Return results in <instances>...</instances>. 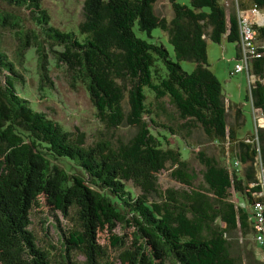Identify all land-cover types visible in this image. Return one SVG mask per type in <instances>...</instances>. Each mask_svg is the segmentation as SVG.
Instances as JSON below:
<instances>
[{
  "label": "trees",
  "instance_id": "obj_1",
  "mask_svg": "<svg viewBox=\"0 0 264 264\" xmlns=\"http://www.w3.org/2000/svg\"><path fill=\"white\" fill-rule=\"evenodd\" d=\"M4 3L26 8L31 25ZM157 3L85 0L77 29L63 31L51 24L41 0H0V264H264L254 251L234 245L257 231L253 208L264 202V186L253 161L261 153L264 166V129L257 145L240 139L242 107H227L208 63L209 41L238 43L240 13L254 4L264 13V0H169L171 17L160 14ZM253 26L264 43V25ZM154 29L173 46L174 58L163 43L137 34L152 38ZM3 31L17 35L16 60L3 49ZM31 47L41 91L54 88L50 56L73 85H85L105 129L129 127L130 136L112 133L88 143L83 131L35 109L19 69ZM260 51L250 66L257 77L250 99L264 110V47ZM181 61L194 69L186 71ZM196 132L204 135L198 149L190 142ZM171 138L202 165L203 184H195L198 174ZM204 142L219 145L222 158L201 148ZM169 167L186 188L160 186L159 174ZM37 211L55 220L54 253L31 229Z\"/></svg>",
  "mask_w": 264,
  "mask_h": 264
},
{
  "label": "rangeland",
  "instance_id": "obj_2",
  "mask_svg": "<svg viewBox=\"0 0 264 264\" xmlns=\"http://www.w3.org/2000/svg\"><path fill=\"white\" fill-rule=\"evenodd\" d=\"M85 0H41L43 7L48 11L51 17V24L63 31L76 30L79 22L83 19V5ZM182 4L190 5V0H178ZM223 2L229 4L231 0H223ZM5 5V3H4ZM5 7L13 13L18 14L19 17L23 19V23L27 26L31 25V15L26 8H15L9 5ZM156 10L167 17H171V8L169 0H158L156 5ZM3 49L9 55L12 60H16V51L19 45V40L17 35L13 31H3ZM137 34L149 41L163 43L172 57L174 58L173 46L168 42L166 36L160 29H154L152 31V38L146 33L137 31ZM49 51V50H47ZM238 55V43L229 42L226 39L218 44L212 41L208 43V63L210 69L215 73L218 80L222 84L223 94L227 107L229 102L232 104H237L242 107L245 122L240 127L238 135L242 141L249 143H257L252 139L251 132L256 131V125L259 124L260 118L256 120L255 117V107L250 99V86L247 71L243 73H238L231 75L230 72L234 68ZM38 53L34 47L27 50L26 57L23 60V65L19 66V69L23 71L25 77V84L23 92L30 98L31 105L37 109L46 112L51 118L58 121L66 129L75 130L79 129L83 131L87 136V142L90 143L97 137L111 135L112 133H117L123 136H130L131 129L129 127H121L115 132L107 131L102 122L97 118L96 109L92 104L90 97L88 95L87 89L84 84L73 85L69 76L67 75L64 66H57L52 58L49 56V67L51 80L54 83V88L52 90L41 91L39 89V69H38ZM182 67L191 72L194 69V63L190 61H181ZM257 79L256 75L251 72ZM248 96V99H247ZM234 118V111L229 108L228 122L231 123ZM264 129V118L261 119V125L258 126L257 131ZM155 132V130H153ZM249 133V134H248ZM204 141V135L201 132H196L190 139V142L194 144V148L197 147L200 142ZM173 145L181 146V151L185 157H188L190 164L194 171L198 174V178L195 181L196 185L203 184V178L201 171L203 169L202 165L195 158V155L188 150L187 146L181 141L175 138H171ZM260 144V143H259ZM201 148H207L208 152L215 156H221V147L213 142H207L201 144ZM229 144L226 145V162H229ZM261 153H258L257 157L253 161V166L256 170V175L259 181L264 186V166L261 164ZM241 167L242 173L244 174L247 167L245 165H239ZM174 167H169L164 169L158 177V182L160 186L164 189L174 188V189H184L185 185L178 182L171 173ZM131 183H129L130 185ZM260 196V194H259ZM232 197L236 203L241 204L249 209L243 199L232 191ZM48 218V222L45 220ZM59 224L64 228H68L70 223L63 218L60 214L58 215ZM31 229L38 238L39 245L50 252H55L53 246H57V230L53 224L55 220L52 217H47L46 213L37 211L34 212L32 216ZM48 227V228H47ZM117 233H122L123 230L117 228ZM246 243V245H245ZM235 248L238 252H242V248H248V250L254 251L257 258L264 261V247L259 246L253 235H249L246 238L239 237L238 242L234 243ZM82 259V257H79ZM119 264V263H117Z\"/></svg>",
  "mask_w": 264,
  "mask_h": 264
},
{
  "label": "built area",
  "instance_id": "obj_3",
  "mask_svg": "<svg viewBox=\"0 0 264 264\" xmlns=\"http://www.w3.org/2000/svg\"><path fill=\"white\" fill-rule=\"evenodd\" d=\"M239 23L241 31L238 42L240 53L238 61L230 72L231 75L242 73L244 70L249 72L253 58H260L262 56L260 49L264 47V43L258 40L257 32L253 26L254 23L259 26L264 25V13L258 9L256 4L249 11L240 13ZM258 115L264 116V110H255L256 120ZM257 128L258 125L256 126L254 140L258 144L259 136ZM253 210L257 228L254 237L260 246H264V202L256 201Z\"/></svg>",
  "mask_w": 264,
  "mask_h": 264
},
{
  "label": "crops",
  "instance_id": "obj_4",
  "mask_svg": "<svg viewBox=\"0 0 264 264\" xmlns=\"http://www.w3.org/2000/svg\"><path fill=\"white\" fill-rule=\"evenodd\" d=\"M239 53H240V51H239V47H238L237 60L239 59ZM244 71H245V70H244ZM244 71H243V72H244ZM243 72H242V73H243ZM247 75H248V78H249V86H250V90H251V87H252V85H253V83H254V80H255V76L250 72V70H249V72H247ZM251 100H252V99H251ZM252 104H253V102H252ZM255 110H259V111H261L260 108H255ZM259 115H260V114H259ZM259 115H258V117H261V118H260V121H259L260 123H259V124L257 123L258 126L261 125V119L264 118V116H262V115L259 116ZM258 117H257V118H258ZM257 125H256V126H257ZM251 134L255 137V132H251ZM254 137H253V138H254ZM253 140H254V139H253ZM254 141H255V140H254Z\"/></svg>",
  "mask_w": 264,
  "mask_h": 264
},
{
  "label": "bare ground",
  "instance_id": "obj_5",
  "mask_svg": "<svg viewBox=\"0 0 264 264\" xmlns=\"http://www.w3.org/2000/svg\"><path fill=\"white\" fill-rule=\"evenodd\" d=\"M253 62V61H252Z\"/></svg>",
  "mask_w": 264,
  "mask_h": 264
}]
</instances>
